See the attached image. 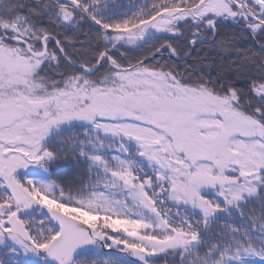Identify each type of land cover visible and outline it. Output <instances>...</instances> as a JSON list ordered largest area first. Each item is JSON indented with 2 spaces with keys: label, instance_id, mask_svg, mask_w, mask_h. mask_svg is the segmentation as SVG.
<instances>
[{
  "label": "snow or ice",
  "instance_id": "obj_1",
  "mask_svg": "<svg viewBox=\"0 0 264 264\" xmlns=\"http://www.w3.org/2000/svg\"><path fill=\"white\" fill-rule=\"evenodd\" d=\"M0 252L264 264V0H0Z\"/></svg>",
  "mask_w": 264,
  "mask_h": 264
},
{
  "label": "trees",
  "instance_id": "obj_2",
  "mask_svg": "<svg viewBox=\"0 0 264 264\" xmlns=\"http://www.w3.org/2000/svg\"><path fill=\"white\" fill-rule=\"evenodd\" d=\"M31 2L35 3V0H31ZM144 2L145 0H107V3L109 4V10L112 12H118L121 15L124 13L131 15L132 13L136 12L140 7H142ZM150 2L151 0H149V3ZM83 31L85 33L89 31L87 26L84 27ZM221 31L229 35H234L237 39V45L242 52L253 47L252 41L246 35H243L239 31V29L235 27L234 25L225 24L222 27ZM81 39H83V36H81ZM138 54H139L138 52L127 53L129 57H134ZM209 54L212 55L214 59L216 58L214 52L208 49L207 46H203V51L201 52V59H203L205 55H209ZM224 55L227 56V53H225ZM164 56L166 58L167 53H164ZM173 59L179 65L180 70H183V68L186 66L185 61L177 60L176 58H173ZM187 63L193 64L195 63V61L188 60ZM204 70L209 72L213 76L216 75V65L213 64L212 61H207V63L205 64ZM65 135H68V133H65ZM92 177H95V173L89 172V168L87 164L79 165L77 166L76 169H73L71 172H69V166L62 165V166L57 167L56 172L53 174V179L66 178V179L71 180L74 178L77 181L81 179L87 181ZM249 207L258 209V205H249ZM172 211H176V209H172ZM257 215H259L258 211H257ZM236 219H239V218H236ZM253 227L255 226L253 225ZM3 258H4L3 253L0 252V259H3ZM178 259H179L178 257L173 258L172 256H168L167 258H161L160 260H158L157 264H177Z\"/></svg>",
  "mask_w": 264,
  "mask_h": 264
}]
</instances>
